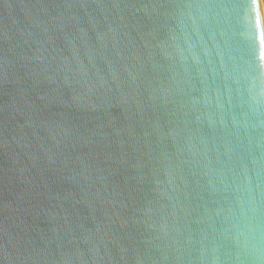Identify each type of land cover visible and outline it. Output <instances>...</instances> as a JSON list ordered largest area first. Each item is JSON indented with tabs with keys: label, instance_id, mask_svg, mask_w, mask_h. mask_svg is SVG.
<instances>
[{
	"label": "water",
	"instance_id": "95a60500",
	"mask_svg": "<svg viewBox=\"0 0 264 264\" xmlns=\"http://www.w3.org/2000/svg\"><path fill=\"white\" fill-rule=\"evenodd\" d=\"M0 264H264L263 0H0Z\"/></svg>",
	"mask_w": 264,
	"mask_h": 264
},
{
	"label": "rangeland",
	"instance_id": "374dc122",
	"mask_svg": "<svg viewBox=\"0 0 264 264\" xmlns=\"http://www.w3.org/2000/svg\"><path fill=\"white\" fill-rule=\"evenodd\" d=\"M263 5H264V0H263Z\"/></svg>",
	"mask_w": 264,
	"mask_h": 264
}]
</instances>
